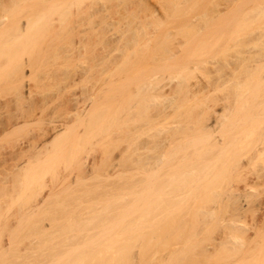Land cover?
<instances>
[{"label": "rangeland", "instance_id": "obj_1", "mask_svg": "<svg viewBox=\"0 0 264 264\" xmlns=\"http://www.w3.org/2000/svg\"><path fill=\"white\" fill-rule=\"evenodd\" d=\"M60 1L0 0V17H35V10L41 9L44 17L104 18L100 19L104 33L102 37L104 36L103 39L110 37L111 31L113 32V36L118 39L116 54L121 60L115 73V135H113V140L106 137L107 133L105 134V132H107L108 123H106V119H103L105 120H102L101 129L103 131L100 133L102 142L95 147L88 139V141H82L81 145L80 142L74 148V155H87V160L91 161L90 163L96 162L93 164V168L90 166V171L86 168L90 163L82 164L79 160L69 158L68 155L53 160L26 162V155L24 154L30 151L27 150V147L25 150L21 149L20 146L24 145L23 141L26 142L31 139L38 130V122L21 126L15 132L13 131L14 133L10 132L9 135L0 137V264H100L101 260L108 261L107 264H123V262L128 264L127 260L133 255L140 256L139 258L142 260L143 258L150 260L155 256L156 258L167 256L170 258L171 264H184L183 261H178L187 258L203 260L204 264H228L231 258H239V256H246L248 263L252 257L263 259L264 251L259 247L251 249L248 253H242L239 250H227L221 246L212 247L213 241H218L215 238L219 237L228 225L227 222L234 209V204L226 202V195L219 190L211 193V195L188 198L182 204L174 205L175 209L171 208V211L162 212L161 209L159 210L160 207H156V210L151 214L147 213L148 208H144L139 199L138 206L127 213V219L125 218L119 223L116 220L119 218L122 208L118 211L117 206H114L115 211L110 210L109 212L102 209L101 204L107 200L111 203L117 202L116 187H121L122 183L131 180L128 167L123 169V167H118V164L115 165L121 161L124 163L122 155L130 165L134 157H144L149 153L151 154L152 151L146 147L153 146L158 140L156 136L163 134V131L160 133L162 129L158 125H161L164 132L167 129L166 133L179 132V130L182 131L188 127L196 129V124L193 122L199 121L198 118L201 120L202 116L209 110L205 104H209L212 101L210 100L211 97L217 93H219L217 95H226V92L223 94L222 89L227 91L226 84L214 92L201 94L190 93L189 91L176 92L177 89H173L171 92H176L175 101L173 104H169L167 101L174 96V93H170V98L167 101L165 99L163 101L161 97H154L153 94L158 88L148 87V89L150 88L148 90L145 85L140 84L142 78L151 72L156 73L157 83L163 84L162 86L157 84L158 87H163L162 93L163 91L170 92L171 87L173 88V84L176 85L180 77H182L180 82L185 81L186 84L193 83L197 77L202 78V80L205 79L207 71L211 67L208 62L214 57H224L229 52L228 50L203 44V47H194L192 52L190 50L183 53V62L187 66L183 64L184 66L180 69L182 73L180 72L176 79L170 77L171 68L166 66L167 68L161 69L156 65L164 61L167 55L166 50L170 48L176 37L183 41L197 40L216 34L225 35L231 31L238 35L264 33V0H143V2L130 0L129 3H122L121 0H81L78 4H72L66 8L61 6L57 13L49 14L48 11L52 2L59 3ZM231 18L236 19L237 24L233 21L235 26L225 24V21ZM109 22L113 23L112 30L109 29ZM130 36L135 37V43L131 44L128 49L131 50L129 57L122 59L125 53L123 40ZM190 47L192 48V46ZM88 62L89 55L87 54L85 63L88 64ZM51 63L55 64V60L48 58V68L52 67ZM165 68L168 70L166 71ZM41 69L36 72V81H43V84L53 83L52 80L54 79L52 78L42 79L45 75ZM209 73V76H214V73ZM177 79L178 81H174ZM222 79L225 78L222 77ZM91 80L93 79L88 76L79 84H71L65 91L66 95L70 96L74 92L80 93L82 89L84 90L91 85L93 82ZM49 90H46L48 94L53 92L50 95L56 93L53 89L50 92ZM7 91L2 90L0 92V100L4 101L12 97L11 93L9 94ZM207 100L209 103H206ZM156 101L158 105L155 104ZM217 102L214 107L219 110L222 100ZM57 103L59 100L55 99L50 105L52 104L54 107ZM170 105L172 106L170 107ZM52 107L49 106L48 110H52ZM200 109L202 111L199 113ZM240 114L239 110H235L230 114V117ZM238 120L241 121V119ZM182 123L183 125H181ZM152 133H156V135L153 137L147 135ZM179 135L181 136L180 133ZM120 136L121 138H119ZM148 140L153 141L148 143ZM143 142L146 143L144 146ZM173 146L175 145L172 144ZM129 147L132 152L129 151ZM121 148L125 149L122 151ZM158 148L163 150V147H155L157 151ZM142 150L143 153L140 154ZM244 150L243 144L239 152ZM145 151H147L146 155H144ZM103 152L106 153V156L102 155ZM118 154L119 156H117ZM127 155L129 156L127 157ZM91 158H94L95 161H92ZM128 163L125 162V166ZM113 168H116L115 170L118 172H115ZM136 175L140 176V174ZM235 176V173L229 172L226 177H222L225 180L222 179V184L225 185L226 181L234 185L242 184V181H239ZM127 177L130 179L127 180ZM51 191H57L58 195L50 196L38 207H31ZM122 195H126L125 200L127 202L133 200L127 192H123ZM258 196L256 199L259 202L264 199V195L260 200V195ZM257 200L253 199V202L250 203L251 208L259 206ZM169 201L172 202L170 197ZM198 203L203 204L205 210L211 208L213 212L211 216L208 215L205 221L199 218L198 208L200 204ZM256 203L257 205H255ZM168 204L171 205L172 203L168 202ZM156 213L157 216H161L162 213L166 214H162L163 217H155ZM257 214L259 215V213ZM148 216L150 217L146 218ZM151 216L155 217L154 221L151 220ZM99 218L100 220H98ZM97 230L99 231L96 232ZM177 245H179V249ZM172 246L174 249H171ZM168 247H170L169 253ZM182 247L183 251H181ZM210 248L213 249L211 252H209ZM89 252L94 254L91 255ZM247 256L251 257L248 258ZM119 259L123 261L120 260V262ZM253 261L254 259L250 261V264Z\"/></svg>", "mask_w": 264, "mask_h": 264}, {"label": "bare ground", "instance_id": "obj_2", "mask_svg": "<svg viewBox=\"0 0 264 264\" xmlns=\"http://www.w3.org/2000/svg\"><path fill=\"white\" fill-rule=\"evenodd\" d=\"M80 1L61 0L59 3L52 2L48 12L49 14L57 13L61 6L66 8L69 5L78 4ZM138 1L143 2V0ZM121 2L129 3L130 0H121ZM100 19L104 18L44 17L41 9L35 10V17H0V92L8 90L9 94L11 93L10 95H12V97H9L10 99L0 100V137L10 132H15L21 126L38 122V130L33 134L32 138L30 137L31 139L26 142L23 141V146L19 145L21 149L27 147V150L30 151L24 154L26 155V162L53 160L68 155L69 158L79 160L82 164L90 163L91 161L87 160V155H74V148L80 142L81 145L82 141H88V139L93 146H98L102 142L100 133L103 131L101 129L103 119H106V123H108L107 132H105V134L107 133L106 137L109 140L114 139L116 118L115 73L121 60L116 54L118 39L113 36L112 31L110 37L103 39L104 36L102 37V34L104 33L102 32ZM235 20V18L227 19L225 24L227 26H235L233 23ZM108 25L110 26L109 29L112 30L113 23L109 22ZM135 40L134 36L123 40L124 45H122L125 53L122 59L129 57L131 50L128 49L131 44L135 43ZM203 44L221 47L229 51L224 57H214L208 62L211 67L207 71L205 79L202 80V78L197 77L193 83L186 84L187 82L185 81L183 83L180 82V79L182 80V77H180L179 81L178 79L174 80L178 82L176 85L173 84V88H168L170 89V92L168 91L169 94L165 91L162 93L161 89L163 87H158V85L162 86L163 84H159L161 82L157 83L158 78L154 72L143 77L140 84L145 85L147 89L148 87L158 88L153 96L161 97L163 101L164 99L167 101L170 98L169 96L173 89H177L176 92L189 91L190 93L197 92L201 94L221 89L220 87L224 84L227 85V91L223 89L221 91L224 92L223 94L226 92V95H217L219 94L217 93L213 96L211 95L213 98L210 96L212 105H210L209 99L207 100L208 102L206 101L209 104H205L209 110L202 116L201 120L198 118L199 121L193 122L196 124V129L188 127L185 130L177 131L178 133L176 131H168L169 133H166L167 129L164 132L161 125H158L162 129L160 133L163 131V134L161 133L162 136L160 134L156 136L158 140L155 141L153 146L146 147L152 151L151 154L149 153L144 157H132L130 165L127 159L126 161L124 160L125 157L122 155L124 163L126 162L128 165L125 166L122 161L121 163H115V165L118 164V167H123V169L128 167L131 173V180L127 177L128 182H124L121 185L119 183L121 187L117 186V189L115 188L117 191V202L111 203L107 200L101 206L102 209L109 212L110 210L115 211L114 206H117L118 211L122 208L119 218L117 217L118 219L116 220L119 223L125 218L127 219V213L138 206L139 199L144 208H148L147 213L151 214L156 210V207H160L159 210L161 209L162 212L171 211V208L175 209L174 205L182 204L188 198L211 195V193L219 190V192L226 195V202L234 204V209L227 222L228 225H226L219 237L215 238L218 241H213L212 247L221 246L224 249L239 250L242 253H248L255 247H259V249L264 251V199H262V195H264V33L238 35L231 31L225 35L216 34L197 40L188 39L183 41L176 37L172 41L170 48L166 50L167 55L164 61L156 66L161 69L168 66V68L172 69L170 77H175L176 79L180 75L181 67L185 64L182 54L190 50L192 52L195 49L194 47H203ZM87 54L89 55L88 64L85 63ZM48 58L55 60V64L51 63V68H48ZM185 66L187 65L185 64ZM40 69L45 75L42 79L52 78L55 81L52 80L53 83L44 84L42 83L43 81H36V72ZM209 72L214 73L215 77L213 75L212 77L209 76ZM167 73L169 74V72ZM88 76L93 79L88 88L82 89L80 93L74 92L71 95L69 94L70 96L66 95L65 91L71 84H79ZM165 77L168 78L167 76ZM222 77L225 78V81ZM32 81L33 83H31ZM189 87L192 88V91ZM47 89H53L56 93L50 95L53 92L48 94L46 92ZM175 93L174 96L171 94L173 97L171 96L172 98L167 101L169 104L174 103ZM144 97L146 98L145 95ZM55 99H58L59 103L54 105V108L50 103ZM219 100H222V102L221 105L219 104V110H217V107L214 106L217 105ZM49 106L52 107V110H48ZM235 110H239L241 114L230 117V114ZM201 111L200 109L199 113ZM198 119L196 118V120ZM238 119H241V121ZM189 125L191 126V124ZM147 135L153 137L156 133ZM148 141L150 143L153 140ZM144 142L143 146L146 144ZM172 144L175 146L172 147ZM243 144L245 150L239 152ZM157 146L163 147V150L158 148L160 152L159 150L157 151L155 149ZM130 147L132 146L130 145ZM135 147L137 148V146ZM189 148L191 149L189 150ZM124 149L121 148L122 151ZM147 151H145L144 155H146ZM121 152L120 154H123ZM142 153L143 150L140 154ZM102 155L106 156V153L103 152ZM93 159L91 158L92 161H95ZM116 159L118 158L116 157ZM259 162L261 163L259 164ZM95 163H90L92 165L89 164L86 168L88 170L90 166L93 168ZM131 166L132 168H129ZM118 167L117 170H119ZM117 170L115 172H118ZM229 172L235 173V177L242 181V184L234 185L226 181L225 185H223L222 177H226ZM136 174H140V176L138 177ZM123 192L130 194L133 200L128 199L130 201L127 202L125 200L126 195H122ZM57 193V191L48 192L31 207H38L50 196H57ZM258 195H260L259 200L262 199L260 202L256 199V197H259ZM169 197L172 202L169 201ZM253 199L259 203L257 208L250 207ZM168 202L172 204L169 205ZM198 204H200L198 208L200 212L199 218L205 221L208 215L211 216L213 212L211 208L210 210H205L203 204ZM99 214L102 215L101 213ZM162 214L165 215L166 213ZM161 216H157V213L155 215V217ZM155 217L151 216V220L154 221ZM161 224L163 225V222ZM71 226L73 227L72 224ZM248 230L250 231L248 232ZM82 241L84 240L82 239ZM173 247L171 249H174ZM178 247L179 245H177ZM169 249L170 247H168L167 251ZM181 251H183V247ZM93 254L91 253V255ZM139 257L133 255L132 258L127 260L128 264H171V260L167 256L150 258V260L153 259L151 260L153 262L144 258L142 260ZM247 257L250 258L251 256ZM122 259H119V261ZM245 259H247L246 256L231 258L228 264H250L252 259L254 261L251 264H264V258L252 257L250 258L251 260L249 259V263L248 259ZM182 261L184 264H204L203 260L195 258H187L178 262ZM107 263L108 261L101 260L100 264Z\"/></svg>", "mask_w": 264, "mask_h": 264}]
</instances>
